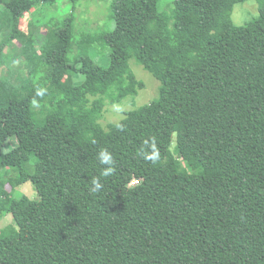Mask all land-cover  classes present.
<instances>
[{
	"label": "trees",
	"instance_id": "trees-1",
	"mask_svg": "<svg viewBox=\"0 0 264 264\" xmlns=\"http://www.w3.org/2000/svg\"><path fill=\"white\" fill-rule=\"evenodd\" d=\"M69 1L71 12L57 18L45 11L58 0H0L9 19L0 30V218L13 216L0 231V264H264V0L243 25L232 12L246 0H173L171 10L161 0H114L115 26L100 36L108 65L86 47L69 58L82 0ZM26 12L36 35L21 27ZM15 40L21 72L5 57ZM131 59L161 81L159 96L105 127L106 100L145 86ZM151 137L155 165L138 155ZM105 148L116 169L107 178ZM189 158L194 170L182 165ZM28 181L39 198L23 193L15 203ZM124 187L105 208L103 198Z\"/></svg>",
	"mask_w": 264,
	"mask_h": 264
},
{
	"label": "rangeland",
	"instance_id": "rangeland-1",
	"mask_svg": "<svg viewBox=\"0 0 264 264\" xmlns=\"http://www.w3.org/2000/svg\"><path fill=\"white\" fill-rule=\"evenodd\" d=\"M114 0H82L76 7V30L77 34L75 37L74 45L69 50V58L73 59L79 51L85 48V51L90 55L96 62L102 65L109 64V55L111 48L108 44L103 42L101 34L104 31L110 30L115 26V21L112 17V3ZM173 0H161V10H171ZM72 10V3L69 0H58L54 5H48L45 13L47 15H53L57 18L64 17L69 14ZM259 14V4L256 0H246L244 2H238L235 4L232 19L234 24L243 25L248 21L254 19ZM7 12L0 7V30H5L8 27L9 19L7 18ZM21 27L28 35H36L37 28L32 18L31 12H26L21 19ZM42 34H46L48 27L46 25L41 27ZM40 39V38H39ZM42 39H40L41 41ZM21 46L22 43L19 40L13 41L7 47L5 54L7 64H11L16 71L21 72L25 63L21 59ZM40 51L46 52L51 49L52 45L49 41L41 43ZM130 66L137 78L144 82L145 86L139 90L136 96H128L120 102L114 104L109 103L106 100V105L99 121L107 127L111 122L118 121L125 116V112L131 109L138 108L144 104L150 103L159 96V88L161 81L156 78L150 71H148L142 64L138 63L135 59L130 60ZM6 69L2 68L1 71ZM80 78L83 80V75L76 76V79ZM72 78L68 77V81ZM7 130H12L11 127H6ZM17 144L15 136L10 137L3 145L2 152H9ZM176 147V135L173 137L171 148L175 150ZM196 163L195 158H189L182 160V165L188 170H194ZM141 184L138 179L133 180L130 186ZM152 187L158 185L157 182L152 183ZM128 187H124L121 190L115 191L103 198V205L105 208H113L117 206L123 199V196L127 192ZM11 190L10 184L6 186L4 194L9 195ZM27 194L29 197L38 199L39 194L35 188V185L31 182H25L16 188L14 192L15 200L20 197L21 194ZM13 202V204H14ZM13 222L12 214H8L5 217L0 218V231L8 224Z\"/></svg>",
	"mask_w": 264,
	"mask_h": 264
},
{
	"label": "clouds",
	"instance_id": "clouds-1",
	"mask_svg": "<svg viewBox=\"0 0 264 264\" xmlns=\"http://www.w3.org/2000/svg\"><path fill=\"white\" fill-rule=\"evenodd\" d=\"M46 91V89L38 88L36 90V96L43 97ZM32 103H37L35 98H33ZM118 127H122V125H118ZM93 143H95V140H93ZM138 155L143 160L151 162L154 165L158 163L161 157V153L157 145L156 138L151 137L150 139H145L140 149L138 150ZM99 162L103 165H107V167L101 171L100 176L107 178L115 173L116 169L113 155L106 148L102 149L99 152ZM91 183V191L93 193H98L103 187V184L101 183L99 177H93Z\"/></svg>",
	"mask_w": 264,
	"mask_h": 264
}]
</instances>
